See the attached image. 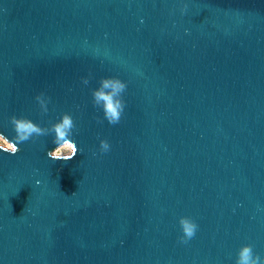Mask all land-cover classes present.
<instances>
[{
    "label": "water",
    "instance_id": "95a60500",
    "mask_svg": "<svg viewBox=\"0 0 264 264\" xmlns=\"http://www.w3.org/2000/svg\"><path fill=\"white\" fill-rule=\"evenodd\" d=\"M104 77L128 85L116 125L92 103ZM64 113L74 158L48 156L54 134L11 154L12 116ZM0 136V264L264 257V0H0Z\"/></svg>",
    "mask_w": 264,
    "mask_h": 264
},
{
    "label": "clouds",
    "instance_id": "9594fccd",
    "mask_svg": "<svg viewBox=\"0 0 264 264\" xmlns=\"http://www.w3.org/2000/svg\"><path fill=\"white\" fill-rule=\"evenodd\" d=\"M186 10L187 5L184 6L182 11ZM83 83L85 85L89 84V79L84 78ZM127 87V83L118 77H104L99 81V87L92 90L93 106L102 110L104 119L111 125L118 124L124 114L126 108L124 93ZM36 100L40 105L42 114H47L50 98L45 99L44 94L41 93L36 97ZM10 122L16 133L14 137L15 148L11 154H16L20 150L19 144L34 138L48 136L49 134H54L53 143L58 145L54 151L48 152V156L53 160H71L79 151L76 143L72 139L73 131L76 129V123L70 113H64L62 118L52 123L50 127H43L41 124L27 117L12 116ZM64 145L71 147L72 151L70 155L62 153L61 149ZM110 148L111 145L107 139L100 141L101 152H107ZM179 224L183 233L180 237V242L186 244L196 235L199 225L190 216H182L179 219ZM235 264H264V257L254 251L252 244H244L237 252Z\"/></svg>",
    "mask_w": 264,
    "mask_h": 264
},
{
    "label": "rangeland",
    "instance_id": "374dc122",
    "mask_svg": "<svg viewBox=\"0 0 264 264\" xmlns=\"http://www.w3.org/2000/svg\"><path fill=\"white\" fill-rule=\"evenodd\" d=\"M0 145L3 147H7V148H11L10 143H8L3 137L0 136ZM63 154H65V151L62 152Z\"/></svg>",
    "mask_w": 264,
    "mask_h": 264
},
{
    "label": "bare ground",
    "instance_id": "6f19581e",
    "mask_svg": "<svg viewBox=\"0 0 264 264\" xmlns=\"http://www.w3.org/2000/svg\"><path fill=\"white\" fill-rule=\"evenodd\" d=\"M63 152H64V151H63ZM70 152H71V151H65V155H66V154H69Z\"/></svg>",
    "mask_w": 264,
    "mask_h": 264
},
{
    "label": "snow or ice",
    "instance_id": "6c2138e0",
    "mask_svg": "<svg viewBox=\"0 0 264 264\" xmlns=\"http://www.w3.org/2000/svg\"><path fill=\"white\" fill-rule=\"evenodd\" d=\"M14 148H15V146H14V145H12V150H14Z\"/></svg>",
    "mask_w": 264,
    "mask_h": 264
}]
</instances>
